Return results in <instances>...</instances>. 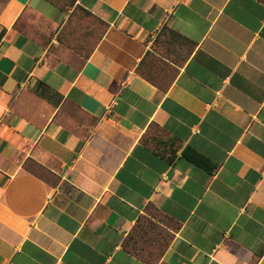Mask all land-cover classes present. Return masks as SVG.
<instances>
[{
    "label": "crops",
    "instance_id": "1",
    "mask_svg": "<svg viewBox=\"0 0 264 264\" xmlns=\"http://www.w3.org/2000/svg\"><path fill=\"white\" fill-rule=\"evenodd\" d=\"M0 34V264H264V3L0 0Z\"/></svg>",
    "mask_w": 264,
    "mask_h": 264
},
{
    "label": "trees",
    "instance_id": "2",
    "mask_svg": "<svg viewBox=\"0 0 264 264\" xmlns=\"http://www.w3.org/2000/svg\"><path fill=\"white\" fill-rule=\"evenodd\" d=\"M258 1L264 3V0H258ZM165 28L171 34H173L177 38H179L181 40V42L185 45V54L183 56H181V60H184L185 58H187L190 55L191 51L193 50V43L188 38H186L183 35L175 32L174 30H172L170 28H167V27H165ZM0 37H1V34H0ZM47 90H48L47 86L44 83H40V82L34 88V91L36 92V94L41 95V96H44L45 95V91H47ZM184 156L188 160L196 163L197 165H200L202 167H208L207 160L202 155L196 153L194 150H186L184 152ZM149 208H151V209H153L155 211V209H154V207L152 205H148L147 206V211H146L147 212V215L146 216L143 215V216H141L138 219V221L133 226L131 232L128 234V236L125 238V240L123 242V247L124 248H126L129 252L135 254L136 256H139V257H142V258H145L151 252H148L149 250L146 247L145 248L144 247H142V248H136L134 246V244H135V239H139L140 238V239H142L141 241L144 240L143 242H145L148 239L146 228H143L141 226L142 223H143L142 220H144L146 218H150L152 221H154V218L157 216V213L156 212H155L156 215L155 214L154 215L148 214V209ZM139 227H141V228L135 234V230H137ZM145 227H149L150 228L149 230H151V233H153L154 232V229L156 227V224L152 223V224H149V225H147ZM151 238H152V236H151ZM151 238H150V240H149L148 243H150ZM152 241H153V239H152ZM167 242H168V239H167L166 236L163 238V240H161L159 242L160 252L162 251V248L167 245Z\"/></svg>",
    "mask_w": 264,
    "mask_h": 264
},
{
    "label": "rangeland",
    "instance_id": "3",
    "mask_svg": "<svg viewBox=\"0 0 264 264\" xmlns=\"http://www.w3.org/2000/svg\"><path fill=\"white\" fill-rule=\"evenodd\" d=\"M148 214H150V215H156V213H155V211L153 210V209H151V208H149L148 209ZM143 221V223H142V227L143 228H146V231H147V236H148V239L145 241V242H143V241H141L142 239H135V244H134V246L136 247V248H142V247H146V245H147V243L149 242V240H150V238H151V230H149L150 228L149 227H145V226H147V225H149V224H152V223H154V224H156L154 221H152L150 218H146V219H144V220H142ZM141 221V222H142ZM141 227H139L137 230H135V234H136V232L137 231H139V229H140ZM150 231V232H149Z\"/></svg>",
    "mask_w": 264,
    "mask_h": 264
}]
</instances>
